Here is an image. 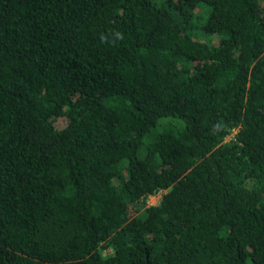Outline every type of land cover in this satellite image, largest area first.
<instances>
[{
  "label": "trees",
  "instance_id": "1",
  "mask_svg": "<svg viewBox=\"0 0 264 264\" xmlns=\"http://www.w3.org/2000/svg\"><path fill=\"white\" fill-rule=\"evenodd\" d=\"M0 264H264V0H0Z\"/></svg>",
  "mask_w": 264,
  "mask_h": 264
},
{
  "label": "rangeland",
  "instance_id": "2",
  "mask_svg": "<svg viewBox=\"0 0 264 264\" xmlns=\"http://www.w3.org/2000/svg\"><path fill=\"white\" fill-rule=\"evenodd\" d=\"M162 190L158 191L157 193L153 194V195H148L146 200H145V205L146 204H153L156 203L158 201V198L160 196V192Z\"/></svg>",
  "mask_w": 264,
  "mask_h": 264
},
{
  "label": "clouds",
  "instance_id": "3",
  "mask_svg": "<svg viewBox=\"0 0 264 264\" xmlns=\"http://www.w3.org/2000/svg\"><path fill=\"white\" fill-rule=\"evenodd\" d=\"M119 35V34H118Z\"/></svg>",
  "mask_w": 264,
  "mask_h": 264
}]
</instances>
